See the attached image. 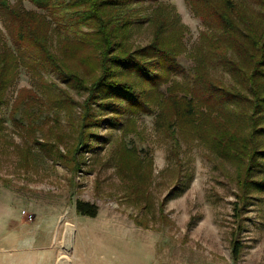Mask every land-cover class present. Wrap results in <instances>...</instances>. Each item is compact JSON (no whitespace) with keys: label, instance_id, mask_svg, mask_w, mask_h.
Listing matches in <instances>:
<instances>
[{"label":"trees","instance_id":"1","mask_svg":"<svg viewBox=\"0 0 264 264\" xmlns=\"http://www.w3.org/2000/svg\"><path fill=\"white\" fill-rule=\"evenodd\" d=\"M27 1L44 12L25 7L23 0H0L1 24L14 44L11 48L0 28V106L20 65L39 75L48 68L83 93L76 117L67 116L75 136L70 155L60 154L66 162L78 170L79 150L94 136L91 128L101 121L116 125L127 115L115 149L116 172L133 181L132 188L140 187L141 160L124 138L134 130V115L148 112L154 113V128L169 134L174 146L179 137L192 139L235 162L236 212L250 191L264 189V0H185L204 26L189 51L194 65L187 80L173 77L180 70L177 57L186 51L187 26L170 3ZM142 26L150 36L135 43L131 35ZM215 67L228 79L213 76ZM23 101L13 113L20 110L34 122L42 107L31 105L33 99ZM101 112L111 117L101 118ZM74 208L91 217L98 212L94 202L79 198ZM238 249L235 241V256Z\"/></svg>","mask_w":264,"mask_h":264},{"label":"rangeland","instance_id":"2","mask_svg":"<svg viewBox=\"0 0 264 264\" xmlns=\"http://www.w3.org/2000/svg\"><path fill=\"white\" fill-rule=\"evenodd\" d=\"M162 1L174 5L187 26L186 51L177 57L180 70L173 75L176 80H187L194 65L189 51L204 26L185 0ZM23 4L44 12L27 0ZM0 28L14 48L1 20ZM149 36L148 27L142 26L131 39L145 43ZM40 72L20 65L0 106V223L23 228V232L36 229L43 237L54 234L56 249L65 248L60 260L68 255L66 245L72 243L76 225L133 222L136 232L154 243L159 261L264 264V189L250 191L236 212L235 162L192 139L179 137V146H174L169 134L154 128V113L140 112L132 118L134 130L124 138L141 160L137 168L143 173L140 187L132 188L133 181L116 172L115 149L127 115L119 116L116 125L101 121L91 128L94 136L89 147L80 148L77 170L60 154L70 155L67 148L75 133L67 116L76 117L84 94L48 68ZM223 73L220 67L211 69L213 76L223 75L227 80L228 74ZM23 99H33L31 105L42 107L41 114L34 113V122L20 110L13 113ZM100 117L111 114L101 112ZM78 198L94 202L97 214H78L74 208ZM235 241L239 242L237 256Z\"/></svg>","mask_w":264,"mask_h":264},{"label":"crops","instance_id":"3","mask_svg":"<svg viewBox=\"0 0 264 264\" xmlns=\"http://www.w3.org/2000/svg\"><path fill=\"white\" fill-rule=\"evenodd\" d=\"M74 236L66 245V259L60 260L65 248L56 249L54 234L43 237L36 229L23 232V228L0 223V264H216L209 260L159 261L154 243L136 232L133 222L76 225Z\"/></svg>","mask_w":264,"mask_h":264}]
</instances>
